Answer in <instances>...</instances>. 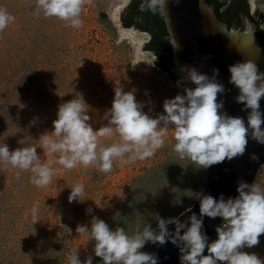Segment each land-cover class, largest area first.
<instances>
[{
    "label": "rangeland",
    "instance_id": "374dc122",
    "mask_svg": "<svg viewBox=\"0 0 264 264\" xmlns=\"http://www.w3.org/2000/svg\"><path fill=\"white\" fill-rule=\"evenodd\" d=\"M247 1L252 18L244 19L243 29L253 31L264 16V0ZM130 3L85 0L83 24L74 28L68 21L45 17L36 0H0V7L15 17L0 32V146L6 144L10 151L36 147L39 162L52 160L54 171L52 182L38 188L30 182V171L0 163V264H69L77 250L82 262L91 256L92 264H103L95 256V241L76 232L78 225L90 227L95 216L110 229L122 227L132 235L137 226L156 227L154 214L176 217L202 189L205 169L173 151L174 126L152 158L117 161L108 173L95 165L65 169L55 162L58 154L49 156L41 147L39 137L51 134L58 106L69 100L82 96L96 130L108 123L115 89L134 91L142 110L156 117L164 113L165 99L195 87L178 80L176 85L160 69L157 56L146 47V31L123 26L122 14ZM120 142L114 132L100 138V147ZM76 184L84 186L87 199L69 203ZM252 184L264 189V163ZM33 206L39 217L34 225ZM216 238L217 233L210 242ZM242 251L264 260V234L257 246Z\"/></svg>",
    "mask_w": 264,
    "mask_h": 264
},
{
    "label": "clouds",
    "instance_id": "9594fccd",
    "mask_svg": "<svg viewBox=\"0 0 264 264\" xmlns=\"http://www.w3.org/2000/svg\"><path fill=\"white\" fill-rule=\"evenodd\" d=\"M84 4L85 0H36L37 9L42 10L45 17L68 21L74 28L83 24L80 17ZM165 6L166 0H149L148 3L153 11ZM14 20L15 17L0 7V32ZM186 71L195 87L185 88V95L165 99L164 113L156 117L142 110L143 105L137 101L134 91L122 88L115 89L111 108L105 116L107 125L96 130L89 123L90 106L82 96L60 104L53 131L39 137L42 149L49 156L58 154L55 162L65 169L71 170L78 164L95 165L98 171L108 173L117 161L130 163L152 158L164 146L170 126H174L173 151L201 169L243 156L249 137L264 144V113L260 110V101L264 98V72L254 61L229 66V83L239 90L235 100L243 104L242 110H250L247 123L243 117L223 111L224 101L219 97L226 89L217 80L218 68H213L211 77L195 67H187ZM114 132L122 142L100 147V138L110 137ZM251 158L257 157L253 154ZM0 163L30 171V182L38 188L52 182L53 161L41 164L36 147L10 151L4 144L0 146ZM237 192V197L227 199L223 195L217 199L210 194L193 193L192 197L199 200V216L192 212L187 221H181L179 217L164 218L154 214L156 228L151 224L143 229L137 226L132 235L122 227L110 229L104 220L95 216L90 227L78 225L76 232L86 234L88 241H95V256L100 257L103 264H158L156 254L141 251L149 242L176 245L181 253L180 264H264L256 253L242 251L245 247L257 246L259 237L264 234V189L240 180ZM86 199L83 185L71 187L69 203ZM185 211L191 212V207ZM205 216L221 217L225 221L215 228L217 238L210 243L202 230ZM32 221L33 225L39 222L37 206L32 208ZM169 224L175 226L174 231L169 230ZM69 264H92V257L82 262L77 250L69 257Z\"/></svg>",
    "mask_w": 264,
    "mask_h": 264
},
{
    "label": "water",
    "instance_id": "95a60500",
    "mask_svg": "<svg viewBox=\"0 0 264 264\" xmlns=\"http://www.w3.org/2000/svg\"><path fill=\"white\" fill-rule=\"evenodd\" d=\"M160 12L164 16L169 31L172 46V61L169 63V68L173 77L184 84H192L187 78V67H195L210 77L213 74V68H218L217 80L223 83L226 89L219 97L224 101L223 111L231 116H241L247 123L250 110H242L244 109L243 104L235 100L239 90L229 83V66L237 62L252 60L258 65L259 70L264 72V46L260 45L254 30L233 27L228 29L215 17L212 8L203 0H166V6L160 9ZM226 38H246L248 45L239 47L236 51H223L220 44H223ZM182 67L185 68L184 72ZM260 110L264 113V98L260 101ZM253 154L257 157L256 159L251 158ZM263 163L264 144H259L249 137L247 150L243 156L231 161L225 160L223 163L205 169L200 193L210 194L217 199L221 195L225 199L235 198L239 195L238 182L243 180L251 185ZM189 207H191V212L184 210L176 217H179L181 221H187L192 212L199 216L198 199H194ZM224 223L221 217L212 219L205 216L203 218L202 230L206 232L209 243L216 234L215 228ZM168 228L174 231L175 226L169 224ZM141 251L156 254L158 264H180L179 248L171 242L164 245L149 242Z\"/></svg>",
    "mask_w": 264,
    "mask_h": 264
},
{
    "label": "trees",
    "instance_id": "16d2710c",
    "mask_svg": "<svg viewBox=\"0 0 264 264\" xmlns=\"http://www.w3.org/2000/svg\"><path fill=\"white\" fill-rule=\"evenodd\" d=\"M213 10L215 17L224 23L228 29L244 28V19H251L247 0H203ZM149 0H131L130 5L122 14L121 22L124 27H133L146 31L150 40L146 47L157 56V65L169 73L175 84L180 85L173 77L167 62L172 61V46L169 31L164 16L157 8L155 11L148 7ZM261 23L263 25L261 26ZM254 33L260 45L264 46V16L255 22ZM207 255V250H205Z\"/></svg>",
    "mask_w": 264,
    "mask_h": 264
},
{
    "label": "bare ground",
    "instance_id": "6f19581e",
    "mask_svg": "<svg viewBox=\"0 0 264 264\" xmlns=\"http://www.w3.org/2000/svg\"><path fill=\"white\" fill-rule=\"evenodd\" d=\"M205 20H207V17H205ZM246 45H248V39H246V38H242V39H237V38L229 39V38H226L224 40V43L220 44V48L223 51L231 52L232 50L236 51V49L239 48V47H242V46L246 47Z\"/></svg>",
    "mask_w": 264,
    "mask_h": 264
},
{
    "label": "flooded vegetation",
    "instance_id": "af4514ba",
    "mask_svg": "<svg viewBox=\"0 0 264 264\" xmlns=\"http://www.w3.org/2000/svg\"><path fill=\"white\" fill-rule=\"evenodd\" d=\"M169 63H170V61L169 62H167V65L169 66Z\"/></svg>",
    "mask_w": 264,
    "mask_h": 264
}]
</instances>
